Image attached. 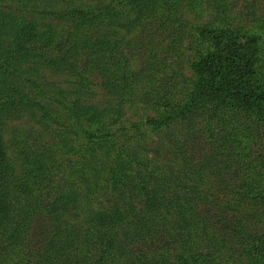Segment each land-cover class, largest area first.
Returning a JSON list of instances; mask_svg holds the SVG:
<instances>
[{
  "label": "trees",
  "instance_id": "1",
  "mask_svg": "<svg viewBox=\"0 0 264 264\" xmlns=\"http://www.w3.org/2000/svg\"><path fill=\"white\" fill-rule=\"evenodd\" d=\"M211 6L0 0V264H264V23Z\"/></svg>",
  "mask_w": 264,
  "mask_h": 264
},
{
  "label": "rangeland",
  "instance_id": "2",
  "mask_svg": "<svg viewBox=\"0 0 264 264\" xmlns=\"http://www.w3.org/2000/svg\"><path fill=\"white\" fill-rule=\"evenodd\" d=\"M227 5V12H224V5L219 0H210L212 4L211 7H208L206 13L202 17H196L193 13L188 15L189 20H194L196 22L199 21H206V20H216L218 17L225 16L228 17V20L233 22L235 25L245 26L248 28H260V26L264 23V0H225ZM219 9V10H218ZM212 13L214 15H209ZM230 17V18H229ZM190 36H187V40L182 45V49L176 51L175 53L172 52L171 56L168 60L169 66L167 67L166 74H171L176 69L179 76V97L181 92L185 91V87L183 85V77L190 76V65L192 61L195 59L197 55V48L194 44L195 36L189 32ZM176 71V72H177ZM177 74V73H176ZM176 74L173 78L176 77ZM48 79L58 84L62 89H70L71 85L66 81L63 80V76L57 74H51L48 76ZM176 79V78H175ZM98 81V79H95ZM95 95H92L91 99L96 101H105L106 98L104 96V91L102 88L97 84L95 87ZM155 115L154 111H147L144 109L143 105L138 104L137 106L133 103L125 106L124 109V116L122 118L123 124L126 128L132 127L136 122H140L142 117H147V115ZM19 123H13L11 129H14L18 126ZM22 127H27L28 129L33 128L34 124L29 123L28 120L22 121L20 124ZM133 128V127H132ZM143 130V129H142ZM143 132V131H142ZM129 133L134 134V129L129 130ZM7 138L10 137V133H8Z\"/></svg>",
  "mask_w": 264,
  "mask_h": 264
}]
</instances>
